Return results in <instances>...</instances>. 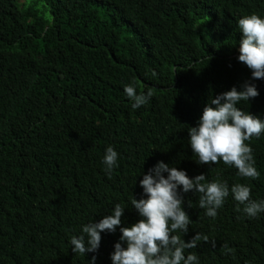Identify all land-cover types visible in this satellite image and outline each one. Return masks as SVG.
<instances>
[{
	"label": "trees",
	"instance_id": "obj_1",
	"mask_svg": "<svg viewBox=\"0 0 264 264\" xmlns=\"http://www.w3.org/2000/svg\"><path fill=\"white\" fill-rule=\"evenodd\" d=\"M38 1L0 0V264H87L92 253L74 254L69 237L114 202L129 206L122 225L135 222L129 198H140L157 160L264 198V134L246 141L259 172L251 179L222 161L196 163L186 128L210 95L250 79L236 21L264 14V0ZM133 79L153 92L138 109L123 94ZM255 83L259 95L240 106L264 116V79ZM108 144L118 153L110 176ZM181 195L192 220L182 238H209L185 250L199 264H264V213L246 217L229 194L207 217L198 193ZM119 235V226L101 233L96 264H111Z\"/></svg>",
	"mask_w": 264,
	"mask_h": 264
},
{
	"label": "clouds",
	"instance_id": "obj_2",
	"mask_svg": "<svg viewBox=\"0 0 264 264\" xmlns=\"http://www.w3.org/2000/svg\"><path fill=\"white\" fill-rule=\"evenodd\" d=\"M236 27L240 33L237 60L250 69V79L243 81L239 88L232 85L209 96L195 125L186 127L187 143L195 154L196 163L222 161L234 167L240 177L255 179L259 172L252 147L246 141L264 134V116L252 114L240 105L249 104L259 95L255 81L264 79V14L255 11L241 14ZM123 94L131 101V109L146 105L153 96L151 88L137 91L134 79L123 85ZM102 164L105 175L110 176L118 164V153L112 144L104 148ZM205 180L204 173L189 177L185 169L157 160L139 179L140 198L133 195L129 198L138 219L122 225L121 216L129 206L114 202L107 214L81 224L79 232L69 237L72 252L83 256L92 253L87 264H96L101 233L114 232L119 226L120 235L109 253L111 264H199V256L185 250L209 238L199 232L187 241L182 238L192 222L182 207V193L190 190L198 193V206L207 217H216L217 209L229 194L242 206L238 211L246 217L255 218L264 213V198H252L247 183L229 185L224 179ZM188 204L192 206L191 201ZM223 248L225 254L231 253L227 244ZM245 264L251 262L245 261Z\"/></svg>",
	"mask_w": 264,
	"mask_h": 264
},
{
	"label": "rangeland",
	"instance_id": "obj_3",
	"mask_svg": "<svg viewBox=\"0 0 264 264\" xmlns=\"http://www.w3.org/2000/svg\"><path fill=\"white\" fill-rule=\"evenodd\" d=\"M26 1H33V0H22V2H26ZM36 5H37V7H39L40 9L43 8V7H42V3H41L40 0L38 1V4H36ZM47 15H49V12L47 13Z\"/></svg>",
	"mask_w": 264,
	"mask_h": 264
}]
</instances>
